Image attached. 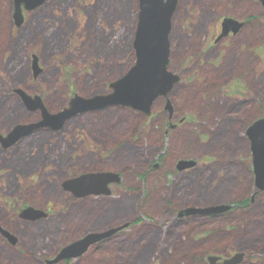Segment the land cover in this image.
I'll return each instance as SVG.
<instances>
[{
	"label": "rangeland",
	"instance_id": "obj_1",
	"mask_svg": "<svg viewBox=\"0 0 264 264\" xmlns=\"http://www.w3.org/2000/svg\"><path fill=\"white\" fill-rule=\"evenodd\" d=\"M14 11L13 0H0V135L42 121L14 91L40 97L57 114L75 94L110 93L136 61L139 0H46L24 11L20 27ZM224 19L243 26L219 40ZM169 70L180 77L168 96L172 122L161 97L149 116L108 108L73 117L59 131L36 130L8 149L0 144V227L17 239L13 245L0 235V264H48L74 240L125 224L59 264H206L209 255L236 252L245 254L243 264H264V192L257 193L246 135L264 119L263 3L179 0ZM180 158L198 164L179 171ZM100 172L122 177L111 196L64 190L69 179ZM216 205L235 208L178 217L186 207ZM26 207L47 216L24 221Z\"/></svg>",
	"mask_w": 264,
	"mask_h": 264
},
{
	"label": "water",
	"instance_id": "obj_2",
	"mask_svg": "<svg viewBox=\"0 0 264 264\" xmlns=\"http://www.w3.org/2000/svg\"><path fill=\"white\" fill-rule=\"evenodd\" d=\"M179 0H139V22L134 42L136 63L121 79L110 85L111 93L95 96L89 99L76 96L71 100L68 109L51 115L47 112L39 97L31 99L22 94L30 110L42 111L43 120L37 125L17 126L5 138L1 137L4 148H8L21 138L31 134L37 129L49 128L53 131L60 130L63 125L74 116L88 111H99L109 107L132 108L147 115L151 113L153 103L160 97L167 98L172 89L180 81L179 76L169 71L170 41L172 18ZM264 5V0H260ZM14 18L18 26L24 21L22 9L32 11L46 0H14ZM243 25L232 19H225L223 34L219 39L227 36L229 32L237 33ZM33 68L36 76L40 73L38 59L34 56ZM167 109L173 114L171 101H167ZM173 127V126H170ZM246 135L251 142L255 185L257 190H264V119L254 122L247 130ZM196 165L195 161L181 160L178 170L183 171ZM120 182V177L115 173L89 174L64 183V190L72 192L77 198L88 196H109V185ZM232 206L221 205L210 208H189L180 212L179 217L196 215H220L230 211ZM21 218L36 221L46 216L43 212L28 208L21 213ZM2 234L15 245L17 239L0 227ZM118 229L105 233H90L83 239L66 246L57 257L49 264H57L68 259L82 256L90 246L112 236ZM243 253H238L222 264H241ZM218 257H210V264H217Z\"/></svg>",
	"mask_w": 264,
	"mask_h": 264
},
{
	"label": "flooded vegetation",
	"instance_id": "obj_3",
	"mask_svg": "<svg viewBox=\"0 0 264 264\" xmlns=\"http://www.w3.org/2000/svg\"><path fill=\"white\" fill-rule=\"evenodd\" d=\"M173 118H174V115H169V118H168V121L169 122H172L173 121ZM184 121V119H182L181 120V123ZM173 125H175V127L174 128H176V127H178V124L177 123H175V124H173ZM180 159H184V158H180ZM179 159V160H180ZM121 182H122V177H121ZM3 240H5L6 241V239L5 238H3ZM216 255H218L219 256V254L217 253ZM225 256V255H224ZM228 256H229V254H228ZM208 262V261H207ZM219 262H221V261H219ZM206 264H208V263H206Z\"/></svg>",
	"mask_w": 264,
	"mask_h": 264
},
{
	"label": "trees",
	"instance_id": "obj_4",
	"mask_svg": "<svg viewBox=\"0 0 264 264\" xmlns=\"http://www.w3.org/2000/svg\"><path fill=\"white\" fill-rule=\"evenodd\" d=\"M242 204V203H241Z\"/></svg>",
	"mask_w": 264,
	"mask_h": 264
}]
</instances>
